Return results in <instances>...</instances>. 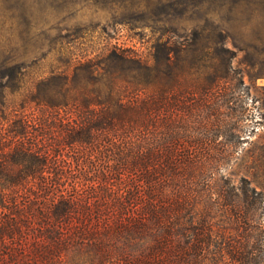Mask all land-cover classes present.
I'll list each match as a JSON object with an SVG mask.
<instances>
[{
  "label": "trees",
  "instance_id": "trees-1",
  "mask_svg": "<svg viewBox=\"0 0 264 264\" xmlns=\"http://www.w3.org/2000/svg\"><path fill=\"white\" fill-rule=\"evenodd\" d=\"M171 39L7 67L0 264H264L263 194L223 173L247 119L226 37Z\"/></svg>",
  "mask_w": 264,
  "mask_h": 264
},
{
  "label": "rangeland",
  "instance_id": "rangeland-1",
  "mask_svg": "<svg viewBox=\"0 0 264 264\" xmlns=\"http://www.w3.org/2000/svg\"><path fill=\"white\" fill-rule=\"evenodd\" d=\"M201 30L225 35L234 102L247 115L223 173L264 197V0H0V80L11 65H31V80L111 46L151 60L159 40L177 46Z\"/></svg>",
  "mask_w": 264,
  "mask_h": 264
}]
</instances>
